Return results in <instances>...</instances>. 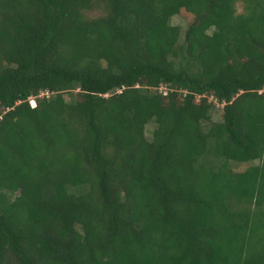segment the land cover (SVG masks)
<instances>
[{
    "label": "trees",
    "instance_id": "trees-1",
    "mask_svg": "<svg viewBox=\"0 0 264 264\" xmlns=\"http://www.w3.org/2000/svg\"><path fill=\"white\" fill-rule=\"evenodd\" d=\"M0 117V264H264V0H0Z\"/></svg>",
    "mask_w": 264,
    "mask_h": 264
},
{
    "label": "rangeland",
    "instance_id": "rangeland-1",
    "mask_svg": "<svg viewBox=\"0 0 264 264\" xmlns=\"http://www.w3.org/2000/svg\"><path fill=\"white\" fill-rule=\"evenodd\" d=\"M243 7L244 5L239 2L237 4V10H238V13H241L243 12ZM98 13V12H97ZM97 13H93L92 15L95 16ZM171 23L175 26H178L180 28V31H181V34H182V38L184 37V33L185 31L187 30L188 26H189V21L187 20V17L183 16L182 14H179L175 17L172 18L171 20ZM159 92L162 93L164 96L165 95H168L169 92V89L163 87L161 89H159ZM48 95V94H47ZM67 101H71L72 100V94L71 93H68L67 95H65ZM210 101H213L215 102V106L211 112L212 114V119L213 121L215 122H219L222 120V116H223V113H222V110H223V105H220L218 103H216V101L214 100L213 97L210 98ZM31 102V105L33 106L34 104H36V102L34 101L33 98H31L30 100ZM1 118V117H0ZM156 128V124L155 123H151L147 126V130H146V133H147V137L148 138H152V134H153V131L155 130ZM249 167V165L247 164H244V165H240L238 167H235V169L237 171H245L247 168ZM15 197V196H14ZM13 197V198H14Z\"/></svg>",
    "mask_w": 264,
    "mask_h": 264
},
{
    "label": "built area",
    "instance_id": "built-area-1",
    "mask_svg": "<svg viewBox=\"0 0 264 264\" xmlns=\"http://www.w3.org/2000/svg\"><path fill=\"white\" fill-rule=\"evenodd\" d=\"M36 104H34L33 106H35Z\"/></svg>",
    "mask_w": 264,
    "mask_h": 264
}]
</instances>
